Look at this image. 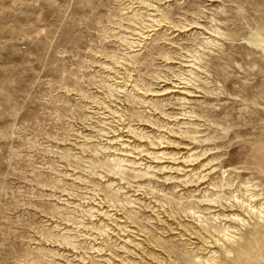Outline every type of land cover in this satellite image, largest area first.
Wrapping results in <instances>:
<instances>
[{
    "label": "rangeland",
    "instance_id": "obj_1",
    "mask_svg": "<svg viewBox=\"0 0 264 264\" xmlns=\"http://www.w3.org/2000/svg\"><path fill=\"white\" fill-rule=\"evenodd\" d=\"M245 185L264 0H0V264L221 261L187 209Z\"/></svg>",
    "mask_w": 264,
    "mask_h": 264
},
{
    "label": "bare ground",
    "instance_id": "obj_2",
    "mask_svg": "<svg viewBox=\"0 0 264 264\" xmlns=\"http://www.w3.org/2000/svg\"><path fill=\"white\" fill-rule=\"evenodd\" d=\"M227 187H231V185L227 184ZM256 189V186L249 189V186L245 185L244 194L239 195L236 192H230V196L229 198L227 197L225 203H222L223 201L221 198L209 200L208 205L210 204L217 208H221L222 210L229 209V212H231L229 215H224L223 213L218 212L219 214H213L211 217H208L212 222L211 226L203 224L200 220L201 217L196 215L198 213L194 212L191 207L187 209V216H189L190 219L192 218L195 219V221H198L200 231L212 237L211 239L213 242L208 243V240L204 244H208L206 245L208 247H211L210 245L212 244H216L221 248V261L218 260L215 252L206 249L207 257L204 261H199L200 259H198L197 262L199 264H264V221L262 217L264 214V189L260 191H257ZM234 211H239V214L234 213ZM226 220L237 224L240 229L234 228L230 230L229 226H226L225 224L222 225V221ZM210 231H213L218 237H220V239H223V244H220L221 241L215 239L213 235L210 234ZM191 235L193 236L195 234L191 233L189 236Z\"/></svg>",
    "mask_w": 264,
    "mask_h": 264
}]
</instances>
